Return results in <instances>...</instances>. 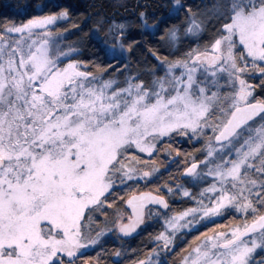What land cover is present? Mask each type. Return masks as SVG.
Listing matches in <instances>:
<instances>
[{"label": "snow or ice", "instance_id": "snow-or-ice-1", "mask_svg": "<svg viewBox=\"0 0 264 264\" xmlns=\"http://www.w3.org/2000/svg\"><path fill=\"white\" fill-rule=\"evenodd\" d=\"M45 7L0 16V264H104L109 236L148 221L160 229L131 264H264V0H172L162 29L141 5L151 40L98 15L90 39L111 64L81 58L80 24L58 27L83 19L71 3Z\"/></svg>", "mask_w": 264, "mask_h": 264}, {"label": "trees", "instance_id": "trees-1", "mask_svg": "<svg viewBox=\"0 0 264 264\" xmlns=\"http://www.w3.org/2000/svg\"><path fill=\"white\" fill-rule=\"evenodd\" d=\"M71 3L75 7L76 13L83 14V19L78 21L69 20L65 23L58 25L60 28H66L71 23H78L82 26V30L87 34L84 37V45L83 48V59H91L93 55L99 56L101 58V62L105 64H111L112 61L104 58V52L100 51V46L96 43L94 39H90L91 27L96 22L98 15L104 16H114V17H124L132 21V30L131 35L132 38H136V33L143 31L144 35L151 40V36H149V30L141 29L140 21L138 17H136L135 13L139 10V6L144 5L147 6V9L150 12L148 17L149 24L152 23L153 19L157 18H166L165 22L160 24L161 29L166 26L168 23H176V20L173 19V16L169 13V7L171 5L170 0H0V16H15L16 10L19 8L21 12H28L30 14H39V10L43 9L47 11L48 9L45 5L49 7L54 3ZM194 4L200 5L202 8H211V5L215 2V0H192ZM182 11V10H181ZM154 13V15H151ZM209 16H211V12L209 11ZM18 18V17H17ZM209 33L211 32V24L208 29ZM159 35V33H157ZM81 36V32L77 31L73 33L72 36L67 37V39H75ZM208 39V35L205 34L201 37L199 41L202 43L203 41ZM197 41L189 38L181 41V47L179 52H165V55H176L179 56L180 52L186 50L187 46L194 45ZM135 57H133L134 59ZM149 61L151 63H156V61L149 56ZM115 72V66H113V74ZM120 77H117L119 79ZM260 95V93H257ZM182 149H194L198 148L199 145L191 142V141H181L178 143ZM199 158V156L197 157ZM183 159V157L181 158ZM166 164L162 169L167 168L168 172L176 175L177 173V165L180 164V161L170 162L166 159ZM163 162V163H165ZM169 164H172L169 167ZM162 176H166L167 173L161 172ZM158 181H153V183H157ZM189 188H192L193 185L188 181H183ZM119 192V189H117ZM123 195V193H121ZM179 198V197H176ZM170 203L174 208L179 209L182 206L183 201L179 198L178 202L175 199H170ZM178 203V204H177ZM160 229V225L158 223H153L148 225L142 233H140L137 237L133 239L125 240L120 236H116L113 234L109 236L104 242L102 247L105 250V255L101 257L104 264H131V261L135 259V256L131 254V250L133 249H141L145 244L149 246L148 242V233L155 234L156 231ZM123 248L127 250L128 254L123 256L119 262L116 259H113L112 256L117 248ZM99 251V249H97ZM92 252V251H91ZM88 253V252H87ZM95 253V252H92Z\"/></svg>", "mask_w": 264, "mask_h": 264}, {"label": "rangeland", "instance_id": "rangeland-1", "mask_svg": "<svg viewBox=\"0 0 264 264\" xmlns=\"http://www.w3.org/2000/svg\"><path fill=\"white\" fill-rule=\"evenodd\" d=\"M170 2L172 3V0H170ZM62 24V23H61ZM58 25H60V24H58ZM178 139H180V138H177V140ZM158 159V162L160 163V166H161V169L163 168V166L166 164V159H168L166 156H161V157H158L157 158ZM163 162H165V163H163ZM170 162H172V161H170ZM175 162V161H174ZM178 200H179V198H175V201L176 202H178ZM178 204V203H177ZM230 214H232V215H237V214H235V213H230ZM229 214V215H230ZM222 219H216V220H214L213 221V223H215V224H217V225H222L224 222H220ZM237 220H239V219H237ZM229 222H231V220L229 219ZM148 223H151L150 221H148V222H146V225L148 224ZM159 224V223H158ZM213 227V224L212 223H205V222H202L201 223V226L199 227V231H205V229L207 228V229H211ZM187 235V234H186ZM195 235H197V232L196 231H192L191 232V234L190 235H187V239L188 240H191V237L192 236H195ZM187 241H185V243H186ZM184 247V243H180L179 244V246H178V248H177V250H176V252L177 253H179V250L181 249V248H183ZM89 252H91V251H89ZM85 253V255H87V256H95V253H93V255L92 254H90V253ZM177 260V255L176 254H173L172 255V262H173V264H175V261Z\"/></svg>", "mask_w": 264, "mask_h": 264}, {"label": "flooded vegetation", "instance_id": "flooded-vegetation-1", "mask_svg": "<svg viewBox=\"0 0 264 264\" xmlns=\"http://www.w3.org/2000/svg\"><path fill=\"white\" fill-rule=\"evenodd\" d=\"M258 93V92H257ZM258 95V94H257ZM178 143H181V140L180 139H178ZM170 202V201H169ZM171 204V203H170ZM229 217H232V218H234L235 220H237V219H240V216L239 215H232V214H230V215H228V216H225L220 222H225V221H229ZM151 223H148L147 225L145 224V225H143L142 226V228H141V230H139V234L140 233H142V231L148 226V225H150V224H153V223H155V222H152V221H150ZM156 233V232H155ZM138 234V235H139ZM138 235H133V236H131L130 238H127V239H125V238H123V239H125V240H129V239H133L134 237H137ZM121 237V236H120ZM149 246L151 247V244H149ZM90 254H92L93 255V253L92 252H89ZM168 260H169V262H170V264H173V262H172V256H169L168 257Z\"/></svg>", "mask_w": 264, "mask_h": 264}]
</instances>
